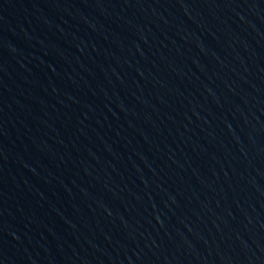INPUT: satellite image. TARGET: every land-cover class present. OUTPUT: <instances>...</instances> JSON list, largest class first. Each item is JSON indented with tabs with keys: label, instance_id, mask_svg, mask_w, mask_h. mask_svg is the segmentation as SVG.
I'll return each mask as SVG.
<instances>
[{
	"label": "water",
	"instance_id": "1",
	"mask_svg": "<svg viewBox=\"0 0 264 264\" xmlns=\"http://www.w3.org/2000/svg\"><path fill=\"white\" fill-rule=\"evenodd\" d=\"M0 264H264V0H0Z\"/></svg>",
	"mask_w": 264,
	"mask_h": 264
}]
</instances>
